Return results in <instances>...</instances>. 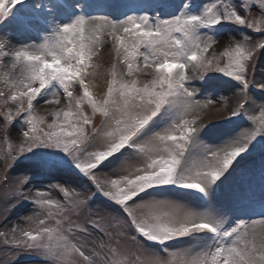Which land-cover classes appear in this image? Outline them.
I'll return each instance as SVG.
<instances>
[{
	"label": "rangeland",
	"instance_id": "obj_1",
	"mask_svg": "<svg viewBox=\"0 0 264 264\" xmlns=\"http://www.w3.org/2000/svg\"><path fill=\"white\" fill-rule=\"evenodd\" d=\"M58 1L59 4L41 0L38 1V4L18 9L13 8L2 20L3 26L0 22V27H3L0 28V44L5 46L0 49V93H3L0 95V169H2L0 223L5 230L10 229L9 232H5L8 235L9 243H12L11 246L16 247L17 250L16 253L11 250L0 251V264H147L149 260L157 256L165 258L162 264H211L210 252L215 249H210V247L214 245L215 241L206 234L172 240L160 249L147 247L143 244L144 241L132 238L135 235L131 220L123 216L115 206L100 201L89 186H83V183L76 181L75 178H70L49 164L46 166L27 164L14 167V158L18 155L16 150L19 151L18 148L23 146V143L32 144L33 138L45 139L44 132H60L59 125L65 123L63 115L65 111L73 113L69 119H72L76 127L86 133L87 138L90 132L91 135L96 134L95 129L100 133L99 141L97 143L90 141L88 145H85L86 150L90 152L101 150L112 139H118L120 132L125 130L128 123L127 116H116L118 110L121 109L120 102H123L124 110L127 109L132 117L143 115L144 107H146L139 97H136L135 101L125 109L124 97L120 93L131 92L133 82L135 87L139 88H143L146 84L151 85L152 80L158 75L155 67L151 66L156 53L151 48L134 42L131 37L123 33L119 22L126 20L128 16H147L154 23L157 19L172 20L181 12L185 15L201 16L206 7L214 4L216 5L214 11L219 13L225 10H235L247 23L253 24V27L249 28L228 22L217 24V27L214 28L198 27L196 32L201 37V47L207 43L208 50L203 54H198L197 61H187L188 68L183 73L186 77L185 86L193 91L194 95L191 99L194 103H201L203 108L214 109V111L218 109L217 112L221 115L220 119L210 125L211 131L208 130V132H215V134L219 132L220 134L225 129H231V132H234L245 128L247 132L243 137L253 132H264L261 106L248 109L246 99L252 94L257 100H260V103H264V88L260 87L264 83V48L259 47L260 44H264V16L261 15L260 0ZM63 2L72 6L70 9L73 12L65 13L60 7ZM100 3L103 6L106 3V6L98 10L95 6ZM5 5L6 9L9 8L7 0H5ZM32 14L36 21H26ZM81 14L85 17H105L85 21L84 42L90 52L91 59L86 61L84 80L87 82V78H90L94 79V82H98V79L101 81L98 87L103 85L101 86L102 92L98 96L94 92L97 84L93 82L90 87L92 98L100 110L93 112L87 99L83 98V95L77 94L82 90L78 80L66 81L69 84V90L73 91L71 101L58 81L49 84L41 95L33 100L31 108H29L28 99L25 97V100L23 97H19L18 100L13 101L11 95H18L19 91L24 90L23 83L28 82L26 62L15 61L14 52L25 46L37 49L46 43H54L58 39L54 35L57 27L64 26L65 19L71 18V22H73L76 16ZM38 21H41V25L38 24ZM98 23L101 24V28L94 30L93 27ZM114 34L121 36L124 45L119 48V51L116 50L119 56L116 59H111L107 43L116 41L113 40ZM203 36L204 40H202ZM173 38L182 40L183 34L173 32ZM109 39L112 40L109 41ZM237 44H243L245 49L254 48L251 58L243 61L245 78L249 82L247 91H244L235 80L216 70L229 64V57L225 53L231 52L233 60L235 59ZM124 47L130 51L136 49L134 59L124 52ZM145 56L148 58L149 67H145ZM129 62L133 65L131 74L128 70ZM232 70L235 68L233 67ZM98 72H101L104 79L99 78ZM179 73L180 70L175 69L173 77L177 78ZM107 76L111 77L110 83L106 82ZM137 76H139L138 79ZM125 85L128 87L125 88ZM35 86H38V83ZM109 87L112 88L111 95L108 93ZM132 96H135L134 92H132ZM185 98L177 99L182 101ZM78 99H83L80 108L85 115L90 117L88 125H83L76 120V101ZM105 99L109 101L108 105H103L102 102ZM47 100H58L59 103H46ZM229 101H234L235 104H229ZM22 105L26 110H22L19 113L20 118L13 122L17 108ZM241 105L243 107H240ZM104 108L109 109L107 116L104 114ZM165 110L162 108L154 121L141 133L147 132L146 136L148 137L156 136L165 131L164 124L169 125L170 128L173 125L170 122H173L174 118L171 115L161 117ZM232 110L239 114L232 115ZM9 113H11L12 119L11 123L6 126L5 119ZM182 114V112L176 113L179 120L188 119L186 114ZM174 117L176 116L174 115ZM252 117L256 119L253 120ZM197 119H195V123L198 121L201 127L204 123L203 117L199 116ZM29 120L32 121L31 124L28 123ZM117 120L123 122L117 124ZM188 120L192 121L193 119ZM49 125L57 127L49 128ZM192 126L195 127V125ZM202 127L204 126L202 125ZM30 129H34V131H30ZM65 130H67V125H65ZM24 132H30L29 137H24ZM225 136L227 135L221 134L216 138L218 141H222ZM137 137L127 150L118 153L101 170L96 172V177L102 182L100 184L106 189L116 191L111 188L110 179L129 177V174L133 173L137 167H143L146 162L151 163L152 157L160 158L161 155L167 157L165 152L155 153L142 163L140 158L145 152V146L135 143ZM243 137L238 140H242ZM161 143L172 144L168 141ZM137 145L138 147H136ZM41 149L49 154L64 153L63 159L72 160L63 150L46 146H33V149L22 155V158H29V154L33 152L38 155L41 153ZM126 153L127 155H125ZM191 157L187 152L185 160L191 162ZM121 160L125 166L119 170L116 165ZM128 166L131 167L128 168ZM225 173L231 177L230 184H226V177L222 175L210 186L213 188L215 185L214 190L217 189L218 199L223 204L222 214L217 220L222 222V230L225 231L235 227L241 221L249 222L241 231V245L247 243L251 247L254 242L256 247L261 249V240L264 239V135L256 136L248 144L247 150L236 158ZM21 178H25L27 183L20 184ZM130 178H134V176ZM33 189L38 192L45 191L46 195L40 197L28 193ZM61 189H65L67 195ZM21 191L24 192V196L22 193L20 195ZM157 194L168 195L166 193ZM186 195L190 199L193 197L190 194ZM160 197L161 195H157L155 199L171 201L170 198ZM25 198H30L29 203H25ZM155 199L136 202V200H140L137 198L133 201L136 204L130 203L132 205L130 210L137 217L143 216L146 211L144 205ZM172 213L173 216L168 214L163 217L161 214V218L157 222L169 223V216L173 222L182 219L179 217L182 215H174V211ZM42 220L43 224H41ZM69 221L73 222L71 232L68 231ZM94 224L95 227H93ZM80 229H86V231ZM61 235L65 236L71 245L82 248L85 255L89 256V260L85 261L78 252L72 250L66 252L63 248L64 241L59 239ZM31 237H35V240ZM231 239V237L226 238V243H230ZM0 247L5 246L1 244ZM57 252L60 253L58 258L55 257ZM257 257H259V252Z\"/></svg>",
	"mask_w": 264,
	"mask_h": 264
},
{
	"label": "snow or ice",
	"instance_id": "obj_2",
	"mask_svg": "<svg viewBox=\"0 0 264 264\" xmlns=\"http://www.w3.org/2000/svg\"><path fill=\"white\" fill-rule=\"evenodd\" d=\"M24 0H8L11 7L6 9L5 0H0V22L7 17V15L18 4L23 3ZM261 15L264 16V0H260ZM216 5L206 7L203 15H185L181 12L172 20H159L154 23L151 22L147 16H128L126 20L120 21L123 33L131 37L134 42L142 44L147 48H151L156 53L155 59L151 66L155 67L158 74L152 80L151 85H144L143 88L133 86L131 92H121L120 95L124 97L125 109L129 104H132L136 97H139L144 107L143 115L132 117L126 110L122 111L123 116L128 117V123L125 130L120 132L118 139H112L101 150L88 151L85 145L90 141H94L99 135L97 132L91 139L87 138L86 133L76 127L72 119L73 113L65 111L64 124L59 125L61 131L44 132L45 139L37 140L33 138L32 144H29L27 151H31L33 146L55 147L63 150L68 154L75 167L88 180L97 184L95 172L104 161L116 155L122 149L130 146L132 141L139 136V134L158 116L161 109L165 105H175L177 98L186 97L182 100L185 105V110L194 101L191 99L194 95L193 91L185 86V75L183 74L188 68L187 61H197L198 54H203L208 50V44L205 43L201 47V37L197 35L198 27H213L222 22H228L235 25L253 27V24L247 21L237 13V11L225 10L224 12L214 11ZM105 17L78 15L73 22L58 27L54 35L58 38L54 43L44 44L41 48L30 49L28 46L21 47L14 52L15 61L26 62L25 68L27 71V83H23V91L17 94H12L13 101L18 100L19 97L27 96L29 108L35 98L41 95L49 84L58 81L63 87L64 93L71 101L73 91L69 90V84L66 81L78 80L80 88L83 90V98H86L91 105L93 112L100 109L97 108L96 102L92 98V93L89 91L88 85L84 80V69L87 67L86 61L91 59L89 50L85 44V21L95 20ZM115 27V26H114ZM119 31V29H117ZM173 32L183 34V39H174ZM114 39L118 42L119 51L123 47L124 40L120 35L114 34ZM0 44V49L4 48ZM264 48V44L259 45ZM157 50H159L157 52ZM254 48L245 49L243 44H237L235 47V59L231 52L225 53L229 57V64L226 67L217 68L216 70L222 72L225 76L236 80L244 89L248 87V80L245 78V64L243 61L251 58ZM124 52L129 57L135 58L136 49L129 50L124 47ZM50 57V59H49ZM145 67H149L147 56L144 57ZM203 66V65H201ZM132 63H128L129 74L132 71ZM233 67L235 70H232ZM179 69L180 73L177 78L173 77V71ZM38 83V86H35ZM125 88L128 86L125 85ZM264 88V83L260 85ZM182 90V91H181ZM132 92L135 96H132ZM108 93L111 95L112 88H108ZM77 94H79L77 92ZM3 95V93H0ZM131 97V99H129ZM56 102L47 100L46 103ZM83 99L76 101L77 111L75 113L76 120L83 125L90 123V117L85 115L80 108ZM103 105H108L109 101L105 99ZM240 107H243L242 105ZM22 107L17 108V114L22 111ZM108 108H104V114L107 116ZM239 113L232 110V115ZM59 115V113H57ZM261 118L264 119V106H261ZM11 113L5 119V125L11 123ZM255 120V117H252ZM122 120H117V124L122 123ZM32 123L31 120L28 121ZM195 120L176 119L174 124L165 130L162 134H157L155 141L172 142L166 144L164 152L167 157L161 155L160 158H151V163H145L143 167H137L129 177L120 179H110L112 190L104 191L101 189L104 197L114 202L122 210L123 214L127 213L131 217V225L135 227V231L145 240L156 243L166 244L168 241L177 240L184 237H190L197 234H212L214 237V251L210 252L211 264H264V239L261 240V249H258L255 243L249 247L247 243L241 245V231L249 222L241 221L230 230H222V222L211 216H198L195 214H185L181 220L172 221L169 216V223H158L161 218V213L168 215L174 206L162 204L160 202H151L144 205L143 216L137 217L130 210L132 205L128 202L135 201L140 193L159 185L177 184L180 188L187 190H194L196 192L207 194L208 189L212 184L221 178V176L229 169L237 157L247 150L248 144L255 139L256 136L264 135V132H253L242 140H237L235 144H229L228 147L221 148L218 151L212 149H205L206 155L199 161H193L188 167H184L185 155L189 150L190 145L194 143V134L198 129L193 127ZM67 125V130H65ZM56 125H49V128H55ZM34 131V129H30ZM30 132H24V137H29ZM111 135V134H110ZM138 147V145L136 146ZM143 151V149H140ZM21 152L24 149H20ZM223 153V155H221ZM134 176V178H130ZM20 184L27 183L25 178H21ZM123 185V186H122ZM67 195L65 189H61ZM255 223V221H252ZM44 221H41L43 224ZM68 231H72V221L68 222ZM95 227V224L93 225ZM86 231V229H80ZM247 235V234H245ZM231 237L230 243H226V238ZM134 240L136 236L132 237ZM35 240V237H31ZM64 241L63 248L67 252L72 250L78 252L85 261L89 260V256L85 255L82 248L71 245L65 236L59 237ZM259 252V257L257 253ZM60 253H56L58 258ZM147 264H161V261L152 259Z\"/></svg>",
	"mask_w": 264,
	"mask_h": 264
},
{
	"label": "bare ground",
	"instance_id": "obj_3",
	"mask_svg": "<svg viewBox=\"0 0 264 264\" xmlns=\"http://www.w3.org/2000/svg\"><path fill=\"white\" fill-rule=\"evenodd\" d=\"M105 5V4H104ZM98 10H100L102 8V3L98 4L97 6H95ZM95 9V8H94ZM94 30L95 29H100L101 28V24L98 23L97 25H95V27H93ZM93 30V31H94ZM204 36L202 38V40H204ZM227 40V39H226ZM219 43V42H218ZM99 75L100 79H104L103 75L101 74V72L97 73ZM97 78V77H96ZM88 82L90 83V86H92L93 84V80L94 79H90L87 78ZM97 81V80H96ZM97 84V87L94 89V92L96 93L95 95L98 96L101 92H102V87L103 85H101L100 87H98L101 83V81L98 79V82H94ZM234 99V98H233ZM237 99V98H236ZM229 104H235L234 101H229ZM259 106H264V103H260V100H257L254 96H248V109H250L251 107H258ZM120 106L121 109L118 110L117 113V117H122V111H124L123 108V102H120ZM86 108V107H85ZM84 108V109H85ZM87 111V108L85 109ZM127 111V109H126ZM218 109H216L214 111V109H207L206 107L203 108L201 103H192L190 106H188L187 110H185V105L182 103V101L177 99V103L175 105H171L169 104L166 108V110L164 111V114H162L161 117L165 116L167 117V115H171L172 118H174L172 121L170 122L171 124H174V122L176 121V119L179 120V117H177L178 115H176L177 112H182L184 114H186L188 119H197L199 116L203 117V126L198 124V121L196 123V128L198 129V132L194 134V143L192 145H190L188 152L190 153V156H192L191 158V162H189L187 159L184 161V167H188L193 161H199L200 159H203V157L206 155L205 154V149H212L214 151H218L221 148L224 147H228L229 144H235L236 141L238 140V138H242L245 133L247 132V129L242 128V129H238L235 130L234 132H231V129H225V133L221 132L219 134L215 132H208V129H210V125L215 124V122L219 121L220 119V113L217 112ZM166 112V113H165ZM174 115L176 117H174ZM198 115V117L196 118V116ZM198 120V119H197ZM196 122V120H195ZM108 124V123H107ZM169 128V125H165L163 129L167 130ZM228 132V134H227ZM147 133V132H146ZM146 133H141L140 136L137 137V139L135 140V143H141L142 145L145 146V152L144 154H142V157L140 158V161L142 163H144V161L148 158L151 157L153 154L157 153H163L164 152V147H165V143H161L159 141H155L154 138L156 136H146ZM230 133V134H229ZM227 135L223 138L222 141H218L216 138L217 135ZM207 135H211L212 138L209 137H205L204 140L201 138L202 136H207ZM100 139V133L99 135L96 137V139L94 140V143H97ZM206 139H211V141H207ZM234 140V141H233ZM156 154V155H157ZM127 155V153L125 154ZM124 155V156H125ZM221 155H223V153H221ZM195 157V159H193ZM117 168L119 170H122V168H124V163L119 162L117 165ZM131 166H128V168ZM225 175V174H224ZM228 175H225L226 177V184H230L231 183V177H227ZM168 195H164V198H170L171 201L166 202V201H160V200H154L152 202H160L162 204H168V205H172L174 206L173 209L168 213L170 216H173L172 211L175 212L174 215H182L179 216L181 218H183V216L185 214H195L198 216H211L214 218H218L220 217V215L222 214L221 211V207H223V204L220 202L221 200L218 199V195L215 194L213 192L212 188H209L207 191V194H203V198H204V205H199V202L195 199H190V197L188 198L187 195L184 194H173L172 192H165ZM179 195V196H178ZM152 199H148V201H151ZM169 200V199H168ZM167 200V201H168ZM162 217L165 216L163 213ZM178 218V217H176ZM180 219V218H178ZM160 256L154 257L153 259H157L159 261H161V264L164 262L165 258H159Z\"/></svg>",
	"mask_w": 264,
	"mask_h": 264
}]
</instances>
